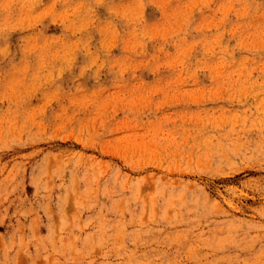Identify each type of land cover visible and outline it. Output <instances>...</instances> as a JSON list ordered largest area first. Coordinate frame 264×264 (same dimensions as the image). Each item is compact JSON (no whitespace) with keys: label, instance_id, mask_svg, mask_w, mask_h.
<instances>
[{"label":"rangeland","instance_id":"rangeland-1","mask_svg":"<svg viewBox=\"0 0 264 264\" xmlns=\"http://www.w3.org/2000/svg\"><path fill=\"white\" fill-rule=\"evenodd\" d=\"M0 264H264V0H0Z\"/></svg>","mask_w":264,"mask_h":264}]
</instances>
